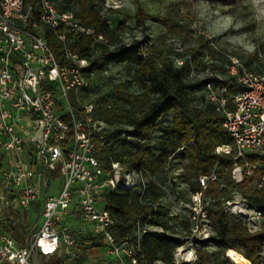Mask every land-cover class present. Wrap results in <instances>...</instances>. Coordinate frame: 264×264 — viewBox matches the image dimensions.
<instances>
[{"label":"built area","instance_id":"obj_1","mask_svg":"<svg viewBox=\"0 0 264 264\" xmlns=\"http://www.w3.org/2000/svg\"><path fill=\"white\" fill-rule=\"evenodd\" d=\"M46 28L62 44L67 64H60L48 48ZM78 35L113 48L102 33L85 26L71 10L59 12L51 0H36L33 5L25 0H0V185L4 192L0 194V216L10 201L24 209L39 201L38 176L48 177L57 170L63 177L59 194L41 202L38 225L25 246H17L0 229V264H38L39 255H58L65 264L66 259L76 257L75 245L86 237H98L113 264H138L142 237L163 233L141 218L132 222L131 234L123 241L117 242L111 232L115 221L101 196L135 184L141 185L142 195L147 179L140 172L125 171L118 163L102 169L95 157L96 136L101 141L107 126L93 119V104H82L79 114L69 102L71 93L77 96L92 87L93 75L86 77L83 72L87 62L71 50ZM118 39L117 45L133 42ZM171 60L176 68L187 67L189 81L203 82L204 103L222 118L230 143L216 147L215 153L228 157L229 181L236 187L250 180V193L263 196L264 71L249 70L237 59L218 63L220 71L211 70L205 59L204 68L197 67L190 55L172 56ZM216 176L215 169L199 176V191L188 194L183 208L179 190H165L170 217L193 240V248L199 245L195 241L213 235L211 200L205 192ZM234 193L222 204L225 212L241 219L249 233L259 231L264 214Z\"/></svg>","mask_w":264,"mask_h":264},{"label":"trees","instance_id":"obj_2","mask_svg":"<svg viewBox=\"0 0 264 264\" xmlns=\"http://www.w3.org/2000/svg\"><path fill=\"white\" fill-rule=\"evenodd\" d=\"M51 1L59 12L73 11L77 19L102 33L108 45L113 46L110 49L96 44L92 38L84 35L75 37L71 50L79 60L87 62L83 69L86 77L90 74L102 75L110 65H122L128 77L112 87L109 97L101 95L99 88L93 86V77L91 88L77 96L71 93L69 97L71 106L79 114L83 113L82 104H93V119L107 126L101 141L96 136L95 157L101 168L108 169L111 164L118 163L125 171L140 172L147 179L142 195L141 185L135 184L130 188L118 187L101 196L103 206L115 221L111 229L115 240L120 242L129 237L132 222L141 218L143 223L160 227L163 233H146L142 237L137 263L175 264L174 252L183 244L176 236L174 222L177 219L170 217L169 208L157 203L164 199L166 189L170 192L175 189V180H167L165 174L168 169L181 171L177 179L184 185L188 196L199 191L198 177L215 169L217 178L208 184L205 192V197L211 200L209 217L213 235L195 249L196 260L193 264H230V260L224 256L228 249L236 251L250 264H264L261 258L264 252V223L259 231L249 233L241 219L227 214L222 206L237 192L256 204L264 214V195L248 192L250 180L236 187L229 181V159L215 153L216 147L230 143L222 128V118L204 103L202 94V103H195L193 92L201 90L203 82L189 83L186 66L176 68L171 58L161 57L150 49L144 52L140 42L133 41L128 46L117 45L120 40L102 14L103 0ZM25 2L33 5L36 0ZM143 20L144 14L139 10L137 23L141 25ZM45 39L58 62L67 64L62 44L48 28L45 29ZM209 47L201 38L190 56L195 60L203 49ZM217 64L211 63L210 69L220 71ZM196 65L198 67V63ZM199 67L203 69L204 65L201 63ZM225 83L230 89L233 88L230 80ZM133 86L138 94L129 90ZM57 173L55 170L48 178L55 179ZM145 199L147 201L144 202ZM40 207L41 201L25 209L16 204L3 207L0 229L17 246H25L38 225ZM30 210L35 216H31ZM209 244L213 246L212 251L206 250ZM100 246L98 237L81 238L75 245V253L77 250L83 257L88 249ZM45 257L39 255L38 260L42 261ZM62 260L56 256L51 264H63ZM89 264L113 262L92 261Z\"/></svg>","mask_w":264,"mask_h":264},{"label":"rangeland","instance_id":"obj_3","mask_svg":"<svg viewBox=\"0 0 264 264\" xmlns=\"http://www.w3.org/2000/svg\"><path fill=\"white\" fill-rule=\"evenodd\" d=\"M102 6L103 17L116 32V37L125 42H140L144 52L150 49L161 57L169 58L177 54L192 56L202 38L210 47L203 49L201 55L195 57L198 67L203 59L210 64L237 59L249 70L264 71V0H107L106 4L103 0ZM139 10L144 14L141 25L137 23ZM127 78L122 65H110L104 74L93 76V86L99 88L101 95L109 97L112 87ZM189 83L194 84L191 81ZM129 90L139 93L135 86ZM201 94L202 89L193 92L198 105L202 103ZM57 174L52 180L37 177L39 202L59 194L63 177ZM180 174L179 170L168 169L165 176L167 180H175L174 187L181 192L182 202L179 205L183 208L187 194L184 185L177 179ZM252 191L251 184L248 192ZM0 194L4 195L1 185ZM157 203L167 209L170 206L165 199H160ZM9 204L15 203L10 201ZM30 214L35 216L31 210ZM174 224L176 236L183 242L174 252V261L176 264H193L196 260L195 249L199 245L193 248V240L182 232L180 223ZM207 240L195 242L200 244ZM206 250L212 251L213 246L209 244ZM56 256L58 255L38 260V264H51ZM224 256L227 258L226 252ZM261 258L264 262V252ZM92 261H109L101 246L88 249L83 257L76 250V257L66 259L65 264H89Z\"/></svg>","mask_w":264,"mask_h":264},{"label":"bare ground","instance_id":"obj_4","mask_svg":"<svg viewBox=\"0 0 264 264\" xmlns=\"http://www.w3.org/2000/svg\"><path fill=\"white\" fill-rule=\"evenodd\" d=\"M227 258L234 264H250L247 260L242 258L236 251L228 249L226 251Z\"/></svg>","mask_w":264,"mask_h":264},{"label":"crops","instance_id":"obj_5","mask_svg":"<svg viewBox=\"0 0 264 264\" xmlns=\"http://www.w3.org/2000/svg\"><path fill=\"white\" fill-rule=\"evenodd\" d=\"M37 180V179H36ZM36 184H37V181H36ZM43 201V200H42ZM38 214H40V212L38 213Z\"/></svg>","mask_w":264,"mask_h":264}]
</instances>
